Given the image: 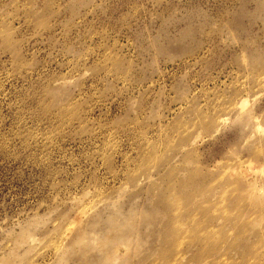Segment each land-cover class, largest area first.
<instances>
[{
	"label": "rangeland",
	"instance_id": "obj_1",
	"mask_svg": "<svg viewBox=\"0 0 264 264\" xmlns=\"http://www.w3.org/2000/svg\"><path fill=\"white\" fill-rule=\"evenodd\" d=\"M0 264H264V0H0Z\"/></svg>",
	"mask_w": 264,
	"mask_h": 264
}]
</instances>
